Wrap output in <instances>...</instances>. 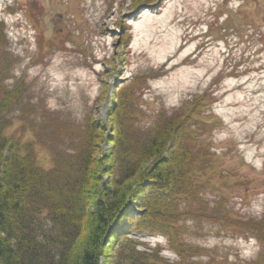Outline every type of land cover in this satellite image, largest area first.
Listing matches in <instances>:
<instances>
[{
    "label": "rangeland",
    "instance_id": "374dc122",
    "mask_svg": "<svg viewBox=\"0 0 264 264\" xmlns=\"http://www.w3.org/2000/svg\"><path fill=\"white\" fill-rule=\"evenodd\" d=\"M152 1L0 0V100L20 92L4 135L32 143L50 170L49 141L74 150L90 119L109 132L112 98L139 76L148 78L136 88L143 128L201 100V214L185 216L179 239L205 253L182 260L166 237L131 238L159 248L165 264L256 261L258 240L206 214L264 218V0Z\"/></svg>",
    "mask_w": 264,
    "mask_h": 264
},
{
    "label": "trees",
    "instance_id": "16d2710c",
    "mask_svg": "<svg viewBox=\"0 0 264 264\" xmlns=\"http://www.w3.org/2000/svg\"><path fill=\"white\" fill-rule=\"evenodd\" d=\"M156 3L134 0V7ZM147 79L137 77L112 98L109 132L90 119L74 150L50 140V170L37 165L32 143L4 135L20 92L2 93L0 264H165L159 248L138 247L131 238L138 235L166 237L182 260L205 253L179 239L185 216L201 214L193 208L201 186L197 168L208 156L195 129L201 100L143 128L136 88ZM104 143L111 145L105 154ZM206 215L258 240L261 253L247 264H264V218Z\"/></svg>",
    "mask_w": 264,
    "mask_h": 264
}]
</instances>
